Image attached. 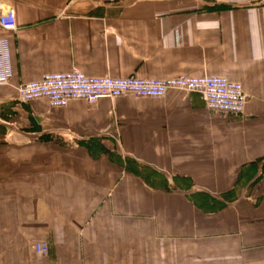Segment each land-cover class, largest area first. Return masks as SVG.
Masks as SVG:
<instances>
[{"label": "crops", "instance_id": "1", "mask_svg": "<svg viewBox=\"0 0 264 264\" xmlns=\"http://www.w3.org/2000/svg\"><path fill=\"white\" fill-rule=\"evenodd\" d=\"M18 29L0 85V264H264V1L0 0ZM225 76L242 116L198 92L51 107L17 87ZM47 241L39 256L34 243Z\"/></svg>", "mask_w": 264, "mask_h": 264}, {"label": "built area", "instance_id": "2", "mask_svg": "<svg viewBox=\"0 0 264 264\" xmlns=\"http://www.w3.org/2000/svg\"><path fill=\"white\" fill-rule=\"evenodd\" d=\"M0 27L7 32L17 31V18L13 9L0 14ZM13 76L11 43L8 37H3L0 38V85L9 84ZM172 91L198 92L210 111L236 117L244 114L248 99L243 85L225 76H181L167 79L92 77L76 67L23 83L17 87V96L21 101L45 98L51 107H65L73 100L95 104L103 98L117 99L127 95L141 99H163ZM33 248L39 256H46L50 251L47 241H37Z\"/></svg>", "mask_w": 264, "mask_h": 264}]
</instances>
